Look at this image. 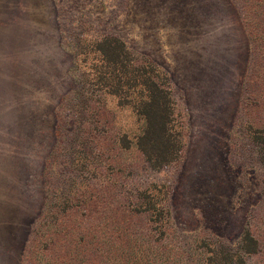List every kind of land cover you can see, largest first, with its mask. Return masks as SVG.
Returning <instances> with one entry per match:
<instances>
[{
  "label": "rangeland",
  "instance_id": "374dc122",
  "mask_svg": "<svg viewBox=\"0 0 264 264\" xmlns=\"http://www.w3.org/2000/svg\"><path fill=\"white\" fill-rule=\"evenodd\" d=\"M262 3L0 0V264H23L41 212L48 236L73 233L72 264H211L212 249L238 251L245 227L259 247L241 264H264ZM104 34L167 81L175 161L149 165L135 143L141 121L86 82L91 54L76 66L75 44ZM86 231L122 234L142 260L115 261L96 239L80 262Z\"/></svg>",
  "mask_w": 264,
  "mask_h": 264
},
{
  "label": "trees",
  "instance_id": "16d2710c",
  "mask_svg": "<svg viewBox=\"0 0 264 264\" xmlns=\"http://www.w3.org/2000/svg\"><path fill=\"white\" fill-rule=\"evenodd\" d=\"M258 2L260 7L263 6L262 0ZM244 29L248 34L246 26ZM59 31L62 33L61 26ZM75 45L72 57L76 66L78 61L85 63L88 54H91L94 60L88 63V68L84 72L85 76H89L86 82L115 98L118 106L128 107L141 121L135 143L148 164L158 168L175 161L180 152L181 143L178 132L173 129V99L167 81L159 79L157 67L149 61L143 64L131 53L125 43L114 35L104 34L89 43ZM257 139L261 145L264 143V138L257 136ZM118 142L123 148L128 145L125 137H121ZM260 149L264 148L260 146ZM44 215L41 212L31 228L25 249L28 254L22 256L23 264H72L76 258L70 259L66 254L68 249L73 253L70 243L73 233L67 229L62 232L63 227L60 233L48 236L47 229L45 228V231L42 229L49 225L44 220ZM84 225H86L84 219L77 222L79 227ZM90 232L77 234L80 247L76 249V255L82 253L80 262L89 263L91 258L88 259V256L99 250L96 239L102 242L108 241L107 250L116 249L113 252L119 257L115 261H127L131 257L135 259V263L142 260L140 247L129 246L127 238L126 243L121 244L122 234L119 238L112 236V232H104L96 238ZM258 247V239L245 227L238 236L236 253L221 246L216 250H210L209 255L204 259L206 263L211 264H241L243 262L241 256L255 254Z\"/></svg>",
  "mask_w": 264,
  "mask_h": 264
}]
</instances>
